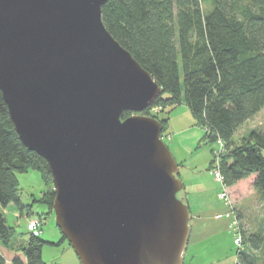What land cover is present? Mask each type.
Masks as SVG:
<instances>
[{"label":"water","instance_id":"obj_1","mask_svg":"<svg viewBox=\"0 0 264 264\" xmlns=\"http://www.w3.org/2000/svg\"><path fill=\"white\" fill-rule=\"evenodd\" d=\"M106 1L0 0V91L48 163L80 264H183L184 185L161 122L141 114L161 88L104 27Z\"/></svg>","mask_w":264,"mask_h":264},{"label":"trees","instance_id":"obj_2","mask_svg":"<svg viewBox=\"0 0 264 264\" xmlns=\"http://www.w3.org/2000/svg\"><path fill=\"white\" fill-rule=\"evenodd\" d=\"M101 19L161 88L141 114L148 115L153 107L169 110L185 104L195 124L204 129V143L223 141L220 171L226 185L252 178L256 197L264 205V130L251 129L235 139L241 125L264 108V0H107ZM129 115L125 112L122 118ZM157 119L162 136L168 119ZM30 170L38 171L45 185L52 184L46 160L18 138L0 91V247L4 249L12 248L18 233L7 224L3 209L13 203L19 212L30 213L20 201L17 178ZM53 198L50 189L39 199L49 213ZM62 242L68 243L62 234L58 242L29 235L15 248L20 255L11 264H46L43 247ZM243 243L262 251L264 264V236L252 232L243 235ZM239 259L241 264H256L244 251ZM0 264H5L1 251Z\"/></svg>","mask_w":264,"mask_h":264},{"label":"rangeland","instance_id":"obj_3","mask_svg":"<svg viewBox=\"0 0 264 264\" xmlns=\"http://www.w3.org/2000/svg\"><path fill=\"white\" fill-rule=\"evenodd\" d=\"M180 81H183L181 73ZM147 116H155L153 118L156 119H168L165 131L168 132L169 135L163 133L161 138L171 151L169 147L171 141L169 138L172 137L175 140L178 149L176 153L173 151H171V153L174 158L176 156V161L180 162L179 160L183 159L181 167L178 168V177L183 182L185 190L188 191L186 198L191 212L194 213L199 209L200 211L208 209L207 205H210V208L218 207L222 209L224 205L222 200L218 197V194L222 190L221 184L215 180L213 171L209 168L210 146L203 144L200 140L198 141L202 134V129L193 124L191 129H193L194 132H192L193 130H189L178 134L182 126L187 127L194 121L189 108L185 104L177 105L169 110H163L161 107H153L149 110ZM251 129L264 130V108L253 116V118L247 120L241 125V128L236 132L235 139H239L241 136L243 137V135L248 133ZM211 146L214 149H217L216 143L213 142ZM195 168H198L197 171H195ZM17 178L19 183L18 195L20 201L25 207L29 208L30 213L27 211L19 212L13 203H10L5 207V209H3L7 224L15 227L18 233L13 239L11 249H2L0 247L1 254L5 259V264H11L12 258L16 255H20V252L15 251V248L18 249L20 245H24L29 235H33L31 231L26 229V225L31 220H39V236H43L41 233L42 228L49 225H52V227L58 231L59 235H61L60 230L55 224L54 213H49L48 210L44 212L45 205L39 201L47 190L53 189L54 191L53 184L45 185L41 179V175L36 170L18 173ZM243 181L244 182L235 188L234 193L230 191L229 186L227 187L233 202L235 216L238 220H240L239 216L241 218L239 222L244 236L252 232L259 233L264 236V205L256 197V192L252 186V178H248V180ZM47 214L49 216H47ZM203 245V243H201L200 246L197 245L202 258L204 257L202 249ZM64 247H69L76 257V263L80 264L76 253L66 242L58 248L46 244L43 248V259L45 263H61L63 259L62 252H64ZM190 249L191 248H188V250ZM243 251L246 254H251L255 258L256 264L262 263V251L253 252L249 249L248 243H243V247L240 252H236L235 247L232 244V253L236 257L235 264H241L239 254ZM63 262H65V259Z\"/></svg>","mask_w":264,"mask_h":264},{"label":"crops","instance_id":"obj_4","mask_svg":"<svg viewBox=\"0 0 264 264\" xmlns=\"http://www.w3.org/2000/svg\"><path fill=\"white\" fill-rule=\"evenodd\" d=\"M193 124L196 125L195 120L191 123V125L187 127L182 126L178 134L187 132L189 130H193L191 129V126ZM200 128L202 129V134L200 138L198 139V141L200 140V142H202L203 144L210 146V158H209V168H210L211 161H212L211 151L213 147L211 146L212 144L204 143L202 141L203 136H204V129L202 127ZM192 132H194V130ZM164 133L166 135H169V133L166 131H164ZM235 138H236V134H235ZM169 139L171 141L170 142L171 144L169 147L171 151L176 153L178 148L176 146L175 140L172 137ZM175 159H176V156H175ZM179 161L180 162L176 161L178 168L181 167V164L183 163V159H180ZM197 169L198 168H195V171H197ZM242 182L244 181H240L232 186H229L230 191L234 193L235 188L239 186ZM187 193L188 191L185 190V186H184L182 195H183L185 202L188 204V207H189V203L186 198ZM218 197L220 198L219 194H218ZM223 205L224 207L222 209L218 207L210 208V205H207L208 209H203V211H200L199 209L195 211L194 213L191 212L190 207H189V212L191 215L190 220H189L190 233H189L187 246L183 254V264H235L236 257L232 253L233 237H232V233L229 228V220H228V217L226 216V207H225L224 202H223ZM46 211H47V208L45 206L44 212ZM47 216L49 215L47 214ZM41 233L43 235L42 238L47 241L58 242L60 240L61 235H59L58 231H56V229H54L52 225L45 226L44 228H42ZM201 243L204 244L202 246V249L204 252L203 258L201 257L200 250L197 247V245L200 246ZM63 244L64 242L60 243L59 245H51V246L58 248L62 246ZM188 248H191V249L188 250ZM63 251L64 252H62V255H63L62 262L61 263L58 262L56 264H77L76 257L73 254V252L69 249V247H64ZM42 258H43V249H42ZM64 259H65V262H63Z\"/></svg>","mask_w":264,"mask_h":264},{"label":"built area","instance_id":"obj_5","mask_svg":"<svg viewBox=\"0 0 264 264\" xmlns=\"http://www.w3.org/2000/svg\"><path fill=\"white\" fill-rule=\"evenodd\" d=\"M214 143H216L217 149H212V161L210 169L213 171L215 180L221 184L222 190L220 191L219 196L223 200L226 207V216L229 220V228L233 236V245L235 247V251L240 252L243 247L242 228L239 222L240 220H238L235 216L233 202L227 189L228 186L226 185L224 177L220 171V159L222 154L224 153L225 147L223 141L220 138H217ZM26 229L31 231L33 235H38L40 233L39 220H31L26 225Z\"/></svg>","mask_w":264,"mask_h":264}]
</instances>
